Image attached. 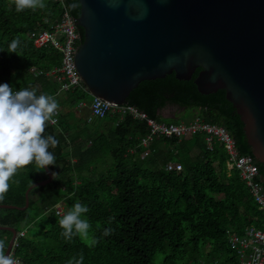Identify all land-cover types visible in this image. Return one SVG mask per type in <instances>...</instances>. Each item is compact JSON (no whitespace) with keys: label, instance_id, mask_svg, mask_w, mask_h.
<instances>
[{"label":"trees","instance_id":"16d2710c","mask_svg":"<svg viewBox=\"0 0 264 264\" xmlns=\"http://www.w3.org/2000/svg\"><path fill=\"white\" fill-rule=\"evenodd\" d=\"M43 2V9L17 12L14 0H0V84L35 90L37 96L50 95L58 102V122H47L43 133L59 141L49 148L56 158L49 169L57 176L30 190L28 207H0V225L25 230L13 257L24 264H67L81 254L83 264H241L229 237L248 225L263 226V213L239 172L229 169L224 146L215 142L209 149L204 133L156 137L143 146L150 132L145 121L131 116L119 123L115 116L93 120L88 108L79 110L80 103L91 104L94 97L79 89L58 93L60 85L48 73L60 66L61 54L50 46L36 47L32 34L52 31L65 13L77 19L80 2ZM73 3L79 6L68 7ZM13 39L20 40L16 53L8 52ZM200 70L190 81L178 80L175 73L144 81L127 104L159 122H164L167 106L191 109L195 113L180 123L198 117L224 126L239 151L253 156L244 123L226 91L199 92L194 80ZM168 163L183 170H167ZM256 163L263 174L264 164ZM47 178L46 169H37L34 162L18 169L0 204L25 206L27 189ZM62 202L64 214L75 203L88 207L83 217L91 225L94 246L80 236L71 241L61 236L58 221L64 214L57 215L55 206ZM106 229L110 234H104ZM12 235L0 229L5 251Z\"/></svg>","mask_w":264,"mask_h":264},{"label":"water","instance_id":"95a60500","mask_svg":"<svg viewBox=\"0 0 264 264\" xmlns=\"http://www.w3.org/2000/svg\"><path fill=\"white\" fill-rule=\"evenodd\" d=\"M83 31L75 64L93 97L126 104L140 83L194 82L202 94L226 91L244 123L256 162L264 164V0H78ZM32 184L30 190L52 181ZM264 182V172L261 175ZM13 235L17 228L0 225Z\"/></svg>","mask_w":264,"mask_h":264},{"label":"built area","instance_id":"2783aa9c","mask_svg":"<svg viewBox=\"0 0 264 264\" xmlns=\"http://www.w3.org/2000/svg\"><path fill=\"white\" fill-rule=\"evenodd\" d=\"M32 38L36 47L50 46L58 50L61 54L62 60L60 66L55 67L48 73L60 85L59 94L78 89L89 93L75 64L76 52L82 42V35L77 26V19L69 13H65L64 17L53 27L52 31L44 30L38 33L34 32ZM12 89L17 91L14 87ZM78 107L82 111L88 108L92 116L96 118L115 116L118 118V123L125 116H131L136 120L145 121L150 132L143 139V146H148L156 137L182 138L196 133H204L206 135V143L209 149H213L215 142L221 143L229 158V169H236L239 172L240 177L245 181L259 209L262 211L264 220V182L261 180L262 174L260 169L253 156L242 154L239 151L235 138L224 126L206 123L198 117L180 124L159 122L150 118L147 113L141 111L134 105L127 103L117 105L97 97L93 98L91 104L82 102ZM52 121L55 122L53 123ZM52 121H50L51 124H57L58 114H54ZM167 170L181 172L183 168L180 164L168 163ZM55 212L62 215V205L57 204L55 206ZM24 235L25 230L17 231V236L11 251L12 256L14 249L19 245V238ZM229 243L238 254L241 264H264V221L261 227L248 225L242 232L232 233L229 237ZM16 260L21 264L19 259Z\"/></svg>","mask_w":264,"mask_h":264},{"label":"clouds","instance_id":"9594fccd","mask_svg":"<svg viewBox=\"0 0 264 264\" xmlns=\"http://www.w3.org/2000/svg\"><path fill=\"white\" fill-rule=\"evenodd\" d=\"M17 12L25 9L35 10L45 8L43 0H14ZM79 5L73 3L68 7L75 9ZM20 46L19 39H13L8 45V52L16 53ZM3 51V50H0ZM58 102L53 96L41 94L37 96L35 90L27 88L14 91L7 84H0V200L9 189L8 181L17 173L18 169L35 163L37 169H45L55 164V156L49 148H55L59 141L52 135L44 136L46 123L52 121L56 114ZM53 123L55 121H52ZM57 173H52L53 179ZM89 211L81 203H75L58 223L63 230L60 234L67 241L74 236L88 239L90 223L83 214ZM111 229L105 230V235ZM97 243L91 240L89 246ZM5 241L0 240V264H19L11 255H5ZM67 264H83V255L79 259L73 258Z\"/></svg>","mask_w":264,"mask_h":264},{"label":"rangeland","instance_id":"374dc122","mask_svg":"<svg viewBox=\"0 0 264 264\" xmlns=\"http://www.w3.org/2000/svg\"><path fill=\"white\" fill-rule=\"evenodd\" d=\"M90 95H91V94H90ZM91 96H92V95H91ZM92 97H93V96H92ZM91 99H92V98H91ZM87 111H88V109H87ZM174 111H176V113H177V118L175 119V121H177L176 123H180V121H181L182 119H184V118L187 117V116H190L192 113H195V112L192 111L191 109H186V108H184V107H180V106L175 105V106H170V108H169L167 111H165L164 114H165L166 116L172 118L171 113H173ZM193 118H194V117H193ZM188 120H189V119H188ZM171 121H172L171 119H166V118L164 117V122L169 123V122H171ZM173 123H175V122H173ZM193 154L196 155V154H197V151L194 150ZM109 165H110V162H108L107 165H102V164H100L99 168H100V170H103V169H105V168H106L107 166H109ZM83 218H84V217H83ZM81 239L84 240V241L87 242V243H90V242H91V240H92V231H91V228H90V230H89V237H88V239H84V238H81ZM209 249H210L209 247L206 248V250H209ZM159 257H160V255L157 256V263L159 262Z\"/></svg>","mask_w":264,"mask_h":264},{"label":"flooded vegetation","instance_id":"af4514ba","mask_svg":"<svg viewBox=\"0 0 264 264\" xmlns=\"http://www.w3.org/2000/svg\"><path fill=\"white\" fill-rule=\"evenodd\" d=\"M170 108V106H167L164 110H163V117H165L166 119H171L170 117H168V116H166L165 114H164V112L165 111H167L168 109ZM171 116H172V118H177V113H176V111H174L173 113H171Z\"/></svg>","mask_w":264,"mask_h":264},{"label":"crops","instance_id":"0c3cea01","mask_svg":"<svg viewBox=\"0 0 264 264\" xmlns=\"http://www.w3.org/2000/svg\"><path fill=\"white\" fill-rule=\"evenodd\" d=\"M13 87V86H12ZM14 88H16V87H14ZM16 90L18 91V89L16 88ZM88 113H89V116H91L92 115V113L88 110ZM91 118H93V120H95V118H94V116H92ZM88 120H89V118H88ZM247 186V185H246ZM60 205H62V207H63V214L65 213V205H64V203L62 202V203H59ZM57 214V213H56ZM62 214V215H63ZM57 215H59V214H57ZM241 262V261H240ZM21 264H24V263H22L21 262Z\"/></svg>","mask_w":264,"mask_h":264}]
</instances>
